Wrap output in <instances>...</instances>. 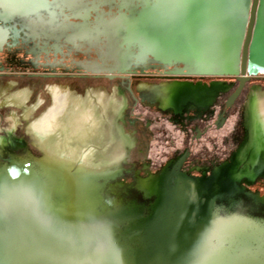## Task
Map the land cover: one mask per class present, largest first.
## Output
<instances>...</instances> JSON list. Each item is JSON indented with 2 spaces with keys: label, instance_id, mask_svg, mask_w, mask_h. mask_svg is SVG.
Masks as SVG:
<instances>
[{
  "label": "flooded vegetation",
  "instance_id": "obj_1",
  "mask_svg": "<svg viewBox=\"0 0 264 264\" xmlns=\"http://www.w3.org/2000/svg\"><path fill=\"white\" fill-rule=\"evenodd\" d=\"M156 4L0 0L1 165L14 158L42 159L49 149L58 155L49 142L57 144L64 133L79 160L102 166L111 186L129 192L138 189L137 181L169 168L209 178L243 146L249 156L264 158L252 106L264 95V78L248 79L230 106L238 79L219 72L217 64L201 68L195 54V40L209 36L216 43L208 50L218 52V26L196 29L184 24L183 9L169 7L168 0L161 8ZM172 49L179 54L172 57ZM176 88L208 95L205 102L179 103ZM57 102L66 107L61 118L49 114ZM76 107L88 109L91 124L77 123L67 134L75 126ZM43 118L48 121L37 134L31 128ZM49 126L56 130L53 135ZM241 187L264 198V171Z\"/></svg>",
  "mask_w": 264,
  "mask_h": 264
},
{
  "label": "water",
  "instance_id": "obj_2",
  "mask_svg": "<svg viewBox=\"0 0 264 264\" xmlns=\"http://www.w3.org/2000/svg\"><path fill=\"white\" fill-rule=\"evenodd\" d=\"M168 6L183 9L184 24L196 29L218 26V52L208 50L216 43L209 36L195 40V54L201 68L217 64L238 79L230 106L248 79L264 78V0H168ZM207 95L173 90L179 103L205 102ZM262 162L243 146L209 178L169 168L127 192L111 186L102 166L51 149L38 160L14 158L0 164V264H264V236H257L264 198L241 187L263 177ZM157 213L163 218L153 221Z\"/></svg>",
  "mask_w": 264,
  "mask_h": 264
},
{
  "label": "bare ground",
  "instance_id": "obj_3",
  "mask_svg": "<svg viewBox=\"0 0 264 264\" xmlns=\"http://www.w3.org/2000/svg\"><path fill=\"white\" fill-rule=\"evenodd\" d=\"M252 106L253 109L255 111V133H256V137L258 138V140L260 141V143L264 146V95L262 96H257L252 100ZM65 106H63L61 104V102H57L55 103L54 108L52 109V111L49 114H57L60 118L62 116V113L65 110ZM74 111V116L72 117L74 120V124L75 126H73V128H71V132L69 133V128L70 126H68V133L67 134H71L72 132H75V130L77 129V127L80 124H91L89 123L90 121V114L88 112V109H84L82 110V112H80L78 110V107H76L75 109H73ZM76 119H79L78 121ZM48 121V118H43L41 121H39L37 124H35L34 126H32V131L36 132L37 134H40V132H42L44 125H46ZM77 123H80L79 125H77ZM89 126V125H87ZM55 128L52 126L48 127V133L50 135H53L54 132L56 130H54ZM71 137L70 135H65L64 133H61V137L59 138L57 144L55 142H53V140L50 139V144L51 145H56V147L58 148V152L59 154H61V157H63L64 159H75L77 158L76 154H74L71 150L73 148V150H75L74 148V144L75 143H71ZM73 142V140H72ZM77 152V150H76ZM82 152V150L80 151ZM79 152V153H80ZM79 159V158H78Z\"/></svg>",
  "mask_w": 264,
  "mask_h": 264
},
{
  "label": "rangeland",
  "instance_id": "obj_4",
  "mask_svg": "<svg viewBox=\"0 0 264 264\" xmlns=\"http://www.w3.org/2000/svg\"><path fill=\"white\" fill-rule=\"evenodd\" d=\"M193 46H195V45H192L191 47H193ZM197 46V45H196ZM150 218H151V216H149ZM161 218H163V216H162V214L161 213H157L153 218H152V220L153 221H158L159 219H161ZM164 218H166V217H164ZM257 236L258 237H260V236H264V226L262 227V226H260V230H257ZM244 238V237H243ZM243 238H242V240H241V242H240V245H242L243 244Z\"/></svg>",
  "mask_w": 264,
  "mask_h": 264
}]
</instances>
